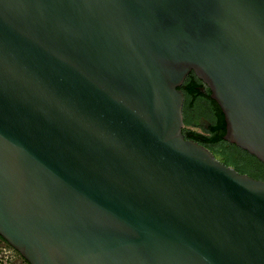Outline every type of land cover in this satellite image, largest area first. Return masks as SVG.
<instances>
[{
	"label": "water",
	"instance_id": "obj_1",
	"mask_svg": "<svg viewBox=\"0 0 264 264\" xmlns=\"http://www.w3.org/2000/svg\"><path fill=\"white\" fill-rule=\"evenodd\" d=\"M192 72L264 163V0H0V236L29 264H264V181L184 134Z\"/></svg>",
	"mask_w": 264,
	"mask_h": 264
},
{
	"label": "trees",
	"instance_id": "obj_2",
	"mask_svg": "<svg viewBox=\"0 0 264 264\" xmlns=\"http://www.w3.org/2000/svg\"><path fill=\"white\" fill-rule=\"evenodd\" d=\"M189 75L181 87L185 95V124L193 126L194 120H197L205 114L206 109L202 105V102L209 107H214L215 117H209L211 123L207 129L203 128L205 133L184 129L186 138L206 146L213 152L219 161L227 166L234 167L241 174H248L256 179L264 181V163L248 151L224 139L226 134V122L220 106L211 98L210 93L205 95L206 97L201 96L202 91L197 88L193 79L195 78L196 80V76L194 75L192 78ZM190 108H193L195 113L194 116L188 113L190 112ZM0 240L5 241L1 236Z\"/></svg>",
	"mask_w": 264,
	"mask_h": 264
},
{
	"label": "rangeland",
	"instance_id": "obj_3",
	"mask_svg": "<svg viewBox=\"0 0 264 264\" xmlns=\"http://www.w3.org/2000/svg\"><path fill=\"white\" fill-rule=\"evenodd\" d=\"M185 129L205 133L202 126L195 127L192 125H186ZM0 264H29V263L6 241L0 240Z\"/></svg>",
	"mask_w": 264,
	"mask_h": 264
},
{
	"label": "flooded vegetation",
	"instance_id": "obj_4",
	"mask_svg": "<svg viewBox=\"0 0 264 264\" xmlns=\"http://www.w3.org/2000/svg\"><path fill=\"white\" fill-rule=\"evenodd\" d=\"M194 75H195L194 73H191L189 76H191L193 78ZM196 78H197L196 80H195V78H193V79L195 81V84H196L197 88L201 89V91H202V95L201 96H205V95H207L209 93L211 94V91H210L209 87L202 80H200L197 76H196ZM202 105L206 109L205 110V114L203 116H201L200 118H198L197 120H194V122L195 121H204V120H207V121H209V123L208 124H204L202 126V128H206V125H208V127H209V124L211 123L209 117H215V109H214V107L212 108L211 106L210 107L207 106L204 102H202ZM184 106H185V95H184ZM184 106H183V114H184V116H186V112L184 110ZM188 113L191 116H194L195 115L193 108H190V112H188Z\"/></svg>",
	"mask_w": 264,
	"mask_h": 264
}]
</instances>
